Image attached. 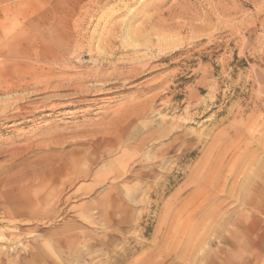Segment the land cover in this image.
Instances as JSON below:
<instances>
[{"label":"rangeland","instance_id":"obj_1","mask_svg":"<svg viewBox=\"0 0 264 264\" xmlns=\"http://www.w3.org/2000/svg\"><path fill=\"white\" fill-rule=\"evenodd\" d=\"M78 1L0 0V148L20 149L11 172L49 154L66 164L34 203L21 196L22 215L0 204V264H264V0H89L70 25L82 21L94 49L112 32V62L143 58L145 71L81 93L60 78L20 86L14 65L36 60L2 35ZM128 27L137 46L123 43ZM60 28L38 40L56 45ZM156 92L127 129L107 125Z\"/></svg>","mask_w":264,"mask_h":264},{"label":"bare ground","instance_id":"obj_2","mask_svg":"<svg viewBox=\"0 0 264 264\" xmlns=\"http://www.w3.org/2000/svg\"><path fill=\"white\" fill-rule=\"evenodd\" d=\"M88 1L89 0H86L85 2L78 1L74 5L69 6L68 10H63L60 7L64 11V13H62L63 15L59 13L58 15H53L52 17L54 21L52 22L43 19V21L36 22L33 25V22L31 21L32 19L24 12L25 14L21 15L20 17L22 21H20V18L16 19L14 26L7 30L5 35H2L1 42L4 40H10V42H12L11 47L7 49L9 54L22 57L28 61H30L32 58H35L34 60H36L37 64H33L31 69H27V67H22L21 65H14V72L12 75L18 79L20 86H29V84H26L28 82H22L24 77H30L33 80V83L38 84V86L40 84L44 88H49L55 79L60 78L65 80V84L60 85V87L70 86L77 93H81L86 89V83L89 82V80L103 86L109 85L110 83L108 82H110L112 79L117 81L115 83H118L120 80L127 81L128 79L130 80V78H134L145 71L143 67H145L148 61H145L143 58L134 59L128 64L124 62H112L111 54L114 53L112 45L115 42V39L111 34L112 32L107 36L100 37L97 48L94 49L92 46V40L94 39L93 36L90 37L89 40L87 38V35L89 34L87 30L84 29L82 32L79 31V25L82 21L79 22V25L74 23L70 25L69 21H71L72 18L77 13H79L86 4H88ZM58 21L61 22V28L59 30V36L56 38V45H53L54 41L51 39H49L50 42L47 43L43 42L42 37L38 40L40 36L50 34L54 30ZM24 24H26L29 29H23ZM31 29L34 31H31ZM134 34L135 30H131V28L128 27L125 30L123 43H126L129 46L131 44H135L134 46H137L136 43L138 40L134 39ZM6 37L8 38L6 39ZM103 40L105 42H101ZM38 43L42 44H40L42 48L39 50ZM85 51H88L91 53V56L94 57L93 61L91 60L92 65L86 66L87 68H84L81 65H72V63L75 62L74 57L84 54ZM70 69H75L78 74L75 76H68L66 72L70 71ZM54 72L59 73V75H52ZM152 86L157 88L158 84ZM103 89L104 87L100 88L99 90ZM157 96L158 92L142 100L131 103L123 110V113L116 114L112 118L113 121L108 122L107 125L109 126L115 124V126H119V128L117 127L120 129L118 132L127 129V127L132 123L143 118L148 112L154 110V100ZM63 97L65 98V96ZM66 105H75V103ZM55 106L56 105H54V107ZM109 134L110 133L105 132L103 134V138H108L110 136ZM18 150L10 149L5 151V149L3 150L0 148V156L7 157L8 155V158L4 159L0 165V204L7 203L11 206V208L5 212V216L7 215L11 218H15L19 214L22 215L21 212L16 210L18 203L25 202V198L21 197L22 195H26L31 199L32 203H34L35 200L32 198V192L34 188L40 185L49 186L52 181L58 180L63 175L66 165L62 157L52 158V155L50 156L49 154L47 157L41 156L34 161H30L28 164L26 163L24 166L22 165V167H20V169L17 171L11 172L13 167L17 166L20 160L18 159L20 156V152ZM27 150H24V153ZM3 214L4 213L0 212V224L4 219ZM2 234H0V237Z\"/></svg>","mask_w":264,"mask_h":264}]
</instances>
